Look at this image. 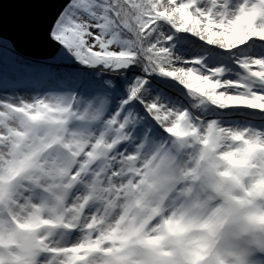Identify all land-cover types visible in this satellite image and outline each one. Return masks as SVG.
I'll return each mask as SVG.
<instances>
[{
  "label": "snow or ice",
  "instance_id": "obj_1",
  "mask_svg": "<svg viewBox=\"0 0 264 264\" xmlns=\"http://www.w3.org/2000/svg\"><path fill=\"white\" fill-rule=\"evenodd\" d=\"M45 35L4 42L36 92L0 96V264H264V0H64Z\"/></svg>",
  "mask_w": 264,
  "mask_h": 264
},
{
  "label": "water",
  "instance_id": "obj_2",
  "mask_svg": "<svg viewBox=\"0 0 264 264\" xmlns=\"http://www.w3.org/2000/svg\"><path fill=\"white\" fill-rule=\"evenodd\" d=\"M64 0H0V39L11 41L15 53L33 60L46 59L59 46L45 35L48 22Z\"/></svg>",
  "mask_w": 264,
  "mask_h": 264
},
{
  "label": "rangeland",
  "instance_id": "obj_3",
  "mask_svg": "<svg viewBox=\"0 0 264 264\" xmlns=\"http://www.w3.org/2000/svg\"><path fill=\"white\" fill-rule=\"evenodd\" d=\"M5 41L0 39V45L2 50H7L6 49V45L4 43ZM55 55V54H54ZM47 59V58H46ZM45 59H41V60H37V61H42ZM5 77H0V81H3L5 84H7V87H0V96H4V95H22L24 97H28L31 95H34L36 92V89L28 86V85H16L14 83L15 77L12 76H8L7 80ZM253 122L257 125L260 126L261 124V117L259 114H257L254 118H253Z\"/></svg>",
  "mask_w": 264,
  "mask_h": 264
},
{
  "label": "trees",
  "instance_id": "obj_4",
  "mask_svg": "<svg viewBox=\"0 0 264 264\" xmlns=\"http://www.w3.org/2000/svg\"><path fill=\"white\" fill-rule=\"evenodd\" d=\"M5 51L6 50H2L1 45H0V77H5L7 80L8 76H12L13 74L10 71V59L6 60L4 56ZM14 55L22 57L20 55H17L16 53H14Z\"/></svg>",
  "mask_w": 264,
  "mask_h": 264
}]
</instances>
